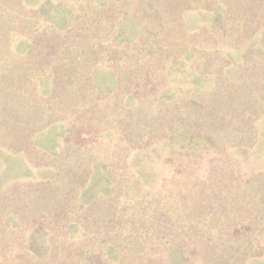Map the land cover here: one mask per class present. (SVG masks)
<instances>
[{"label": "rangeland", "instance_id": "1", "mask_svg": "<svg viewBox=\"0 0 264 264\" xmlns=\"http://www.w3.org/2000/svg\"><path fill=\"white\" fill-rule=\"evenodd\" d=\"M0 264H264V0H0Z\"/></svg>", "mask_w": 264, "mask_h": 264}]
</instances>
